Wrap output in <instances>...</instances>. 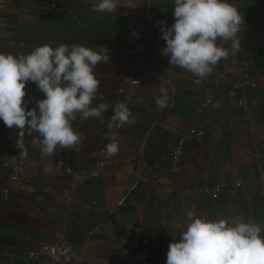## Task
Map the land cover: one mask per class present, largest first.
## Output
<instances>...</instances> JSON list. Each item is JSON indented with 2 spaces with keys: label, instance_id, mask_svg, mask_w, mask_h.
<instances>
[{
  "label": "crops",
  "instance_id": "0c3cea01",
  "mask_svg": "<svg viewBox=\"0 0 264 264\" xmlns=\"http://www.w3.org/2000/svg\"><path fill=\"white\" fill-rule=\"evenodd\" d=\"M0 2V52L30 53L45 43L91 47L108 57L95 68L93 106L130 93L135 116L112 130L111 108L100 118L77 117L79 144L52 157L26 130L24 159L18 130L0 121V261L45 264L28 253L64 233L77 252L64 264H117L120 251L142 238L153 242V264H166L188 210L264 225V0H231L243 15L240 50L204 80L162 55L158 22L173 23L172 0H117L112 13L94 12V0ZM222 43L230 50V41ZM161 87L169 93L165 109L155 103ZM43 98L35 83L26 85L29 109ZM111 131L120 150L107 157Z\"/></svg>",
  "mask_w": 264,
  "mask_h": 264
},
{
  "label": "clouds",
  "instance_id": "9594fccd",
  "mask_svg": "<svg viewBox=\"0 0 264 264\" xmlns=\"http://www.w3.org/2000/svg\"><path fill=\"white\" fill-rule=\"evenodd\" d=\"M173 23L160 21L165 46L162 55L170 65L204 80L222 59L240 50L243 15L231 0H172ZM117 0H94V12L112 13ZM135 34V33H134ZM230 41V50L222 42ZM108 57L83 44H42L30 53L0 52V121L16 128L19 157L26 158L25 131L36 139L41 154L52 157L57 148H75L80 142L73 122L100 118L110 108V130L134 123L126 103H97L100 80L95 68ZM36 84L44 98L28 108L26 85ZM101 99H103L101 97ZM160 109L169 105L168 89L155 99ZM111 131L104 146L107 157L117 155L120 144ZM35 142V139H34ZM178 236L168 245L166 264H264V225L252 218H218L185 213Z\"/></svg>",
  "mask_w": 264,
  "mask_h": 264
},
{
  "label": "built area",
  "instance_id": "2783aa9c",
  "mask_svg": "<svg viewBox=\"0 0 264 264\" xmlns=\"http://www.w3.org/2000/svg\"><path fill=\"white\" fill-rule=\"evenodd\" d=\"M5 9V3L0 2V12ZM147 20H153L155 15L153 13L146 16ZM134 82V81H133ZM121 93H127L123 88L119 89ZM131 94H126V99L123 103L129 105ZM120 126L119 128H121ZM118 128V129H119ZM16 147V143H15ZM16 149H19L16 147ZM179 154V150L175 152V156ZM12 181L19 178L17 167L12 168ZM79 176L75 177V180ZM240 185V183H237ZM28 257L33 260H39L44 257L45 264H64L74 261L77 257L74 244L66 237L64 233H60L56 239L47 245H41L38 249L30 251ZM156 255L153 250V242L147 238H142L139 241L130 242L123 250L120 251L117 257V264H153L155 263ZM0 264H14L12 257H6L0 261Z\"/></svg>",
  "mask_w": 264,
  "mask_h": 264
},
{
  "label": "water",
  "instance_id": "95a60500",
  "mask_svg": "<svg viewBox=\"0 0 264 264\" xmlns=\"http://www.w3.org/2000/svg\"><path fill=\"white\" fill-rule=\"evenodd\" d=\"M78 258H81V255L78 254Z\"/></svg>",
  "mask_w": 264,
  "mask_h": 264
}]
</instances>
